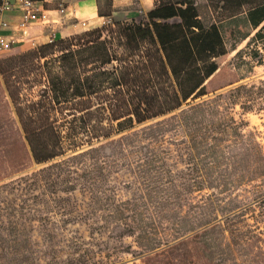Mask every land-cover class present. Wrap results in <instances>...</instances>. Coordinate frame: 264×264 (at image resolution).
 <instances>
[{
  "label": "rangeland",
  "instance_id": "obj_1",
  "mask_svg": "<svg viewBox=\"0 0 264 264\" xmlns=\"http://www.w3.org/2000/svg\"><path fill=\"white\" fill-rule=\"evenodd\" d=\"M193 1L204 24L209 5L217 18L241 8ZM242 1L248 8L258 0ZM114 21L144 22L146 14L72 34ZM235 60L227 66L237 80L222 90L85 153L65 137L66 151L43 162L32 158L8 93L34 99L43 77L16 68L7 87L0 73V264H264V26Z\"/></svg>",
  "mask_w": 264,
  "mask_h": 264
},
{
  "label": "trees",
  "instance_id": "obj_2",
  "mask_svg": "<svg viewBox=\"0 0 264 264\" xmlns=\"http://www.w3.org/2000/svg\"><path fill=\"white\" fill-rule=\"evenodd\" d=\"M227 54L217 25L201 21L193 0H158L144 22L114 21L42 43L1 58L0 73L7 87L16 68L43 77L34 99L8 88L32 158L43 162L66 151L65 137L71 150L85 153L134 123L234 82ZM194 106L184 120L194 122Z\"/></svg>",
  "mask_w": 264,
  "mask_h": 264
},
{
  "label": "crops",
  "instance_id": "obj_3",
  "mask_svg": "<svg viewBox=\"0 0 264 264\" xmlns=\"http://www.w3.org/2000/svg\"><path fill=\"white\" fill-rule=\"evenodd\" d=\"M38 2L48 10L51 18H56V21L32 22L25 29V35L15 25H11L5 32H10L15 36L13 47L29 48L48 41L50 36L54 38L69 36L78 30L82 20L87 23H94L102 18L118 15L125 19H135L139 13L146 14L147 10L152 8L158 0H38ZM105 3L107 7L102 11V6ZM194 3L196 6V1ZM60 7H64V11H59ZM6 17L11 23H15L20 14L18 10H13L7 12ZM208 22V24L215 23L223 37L228 51L227 63L236 64L235 58L242 49L245 39L252 35L259 25L260 27L264 26V4L248 8H243L241 5V8L220 18L214 15L209 5ZM237 75L239 82L242 80V74L239 70ZM260 77H264V75ZM229 84L216 91L222 90Z\"/></svg>",
  "mask_w": 264,
  "mask_h": 264
},
{
  "label": "built area",
  "instance_id": "obj_4",
  "mask_svg": "<svg viewBox=\"0 0 264 264\" xmlns=\"http://www.w3.org/2000/svg\"><path fill=\"white\" fill-rule=\"evenodd\" d=\"M13 10H18L20 14L19 19L15 23H11L6 17V13ZM59 11H64V7H60ZM35 21L55 22L56 18H51L48 10L38 0H0V56L13 47L15 40V36L10 32L6 33L5 30L11 25H15L25 35L27 26ZM107 23L108 18L99 20L100 25ZM81 24L86 25L88 23L82 20ZM54 39L53 36H50L48 40L51 42Z\"/></svg>",
  "mask_w": 264,
  "mask_h": 264
}]
</instances>
